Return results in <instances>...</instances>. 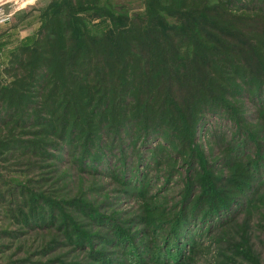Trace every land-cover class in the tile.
<instances>
[{
  "label": "rangeland",
  "instance_id": "rangeland-1",
  "mask_svg": "<svg viewBox=\"0 0 264 264\" xmlns=\"http://www.w3.org/2000/svg\"><path fill=\"white\" fill-rule=\"evenodd\" d=\"M49 2L0 0V67L18 45L34 39ZM84 17L95 36L112 26L140 25L150 38L167 41L163 73L171 96L186 103L190 81L183 76L200 71L204 58L192 51L189 31L172 37L166 31L194 29L202 20L163 12L147 17L140 0H98ZM240 51L254 71L250 49ZM251 100H242V118L228 111L206 115L189 141L190 159L176 155L173 166L143 146L138 156L125 143L112 150L115 159L106 153L90 171L60 149L2 170L0 264H264V161L248 126L258 121L264 93ZM227 160L251 168L245 193L218 207L188 211L193 196H221ZM194 169L201 175L196 182ZM147 210L166 216L151 226Z\"/></svg>",
  "mask_w": 264,
  "mask_h": 264
},
{
  "label": "trees",
  "instance_id": "trees-1",
  "mask_svg": "<svg viewBox=\"0 0 264 264\" xmlns=\"http://www.w3.org/2000/svg\"><path fill=\"white\" fill-rule=\"evenodd\" d=\"M140 1L147 17L163 12L203 21L166 31L170 37L189 31L192 51L204 58L200 71L183 76L190 81L186 103L171 96L163 73L167 41L150 38L140 25L112 26L95 36L84 13L98 0H50L34 39L18 45L0 67V172L49 156V149L69 151L82 161L81 170L90 171L106 153L115 159L112 150L125 143L138 156L143 146L173 166L176 155L190 159L189 141L206 115L228 111L242 118V100L264 93V0ZM244 48L257 64L254 71L242 58ZM259 105L258 121L247 125L264 161V102ZM226 165L221 196H193L188 211L245 193L251 168L242 161ZM200 177L194 169L192 181ZM165 216L147 210L146 221L153 226Z\"/></svg>",
  "mask_w": 264,
  "mask_h": 264
}]
</instances>
